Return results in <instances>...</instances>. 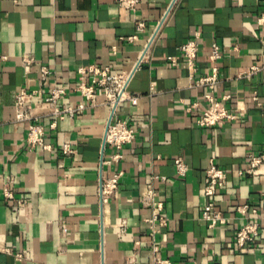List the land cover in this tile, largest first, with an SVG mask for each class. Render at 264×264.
I'll list each match as a JSON object with an SVG mask.
<instances>
[{
    "label": "crops",
    "instance_id": "crops-1",
    "mask_svg": "<svg viewBox=\"0 0 264 264\" xmlns=\"http://www.w3.org/2000/svg\"><path fill=\"white\" fill-rule=\"evenodd\" d=\"M263 12L262 0H144L134 12L117 0H0V264H152L155 246L172 264H264V218L249 251L235 243L245 224L237 207L264 213V165L240 175L251 154L264 153ZM193 39L200 47L194 74L179 51ZM213 43L222 53L214 95L230 96L224 103L234 117L201 128L203 108H187L208 91L195 81L211 73ZM146 48L128 88L138 105L123 102L113 118L127 120L137 139L123 147L119 163L102 165L115 153L104 145L111 117L105 97L54 129L44 99L63 88L60 106H77L85 101L80 67L129 72ZM44 68L51 74L42 83ZM22 89L37 92L32 104L50 150L30 148L28 124L15 120ZM67 145L73 154H64ZM178 158L189 168L185 177L177 174ZM211 164L228 171L215 199L227 223L213 229L202 219ZM116 172L118 189L103 205L101 183ZM7 175L25 202L20 217L4 196ZM156 215L167 225L147 222Z\"/></svg>",
    "mask_w": 264,
    "mask_h": 264
},
{
    "label": "built area",
    "instance_id": "built-area-1",
    "mask_svg": "<svg viewBox=\"0 0 264 264\" xmlns=\"http://www.w3.org/2000/svg\"><path fill=\"white\" fill-rule=\"evenodd\" d=\"M119 5L126 8L128 11L134 12L136 8L143 3L144 0H117ZM264 2V0H262ZM172 8V7H171ZM258 24H264V12L258 19ZM145 29L144 23L137 25L138 31ZM199 44L197 39L190 40L183 44L180 48V54L183 57L188 70L194 74L197 71V58L199 53ZM146 51L140 57L137 65L133 70L123 73L112 72L109 66L106 67H80V82L78 84V91L84 98V102L77 106H70L62 108L59 104L60 100L66 95V91L63 88H53L51 92L46 96L44 102L50 109L49 115L52 118L51 128L57 127L60 121H64L67 118H75L79 113L84 111L88 106H95L99 95L105 97V103L111 110V117L108 123L107 131L105 133V148L109 147L115 151L111 156V159H102V165H112L119 163L123 159L122 149L124 146L132 144L137 139L136 129L127 120H113L119 106L129 101L131 105L137 106L139 102V95H130L128 92L129 84L132 79L134 71L143 62L146 55ZM211 59L214 62L211 73L205 77H202L195 81V86L200 88H206L208 91L204 94L198 102L187 108L188 112H192L199 106L202 107V112L199 119L196 121L197 125L201 128H212L216 125L233 119L234 111L228 109L225 105V101L230 99V96H225L223 99H219L214 95V90L219 84V68L217 66L218 61L222 58L221 47L217 43H213L210 48ZM33 61L30 56L24 57V67L28 71ZM171 64L173 66L178 65L177 58H171ZM258 68L251 69L257 71ZM51 72L44 68L40 73L41 82L44 83ZM37 96V92H29L26 89H22L15 97V120L20 123L28 124V133L26 142L32 149L50 150L51 146L46 142L45 128L41 124V116L38 115L32 104L33 99ZM256 101L258 98L256 96ZM261 107L262 119L264 122V105L258 103ZM65 155H71L74 151L69 145L65 146L63 150ZM176 171L179 177H185L189 171L188 166L181 158L175 160ZM264 165V153L255 155L251 154L245 170L240 172V175L244 173L248 175L254 174V172ZM228 171L219 168L215 164H211L206 171V177L204 180L203 194L207 199V204L202 209V219L208 224L210 229L219 225H225L227 219L217 209L216 196L218 191L225 185L227 180ZM122 173L116 172L108 180L102 181L99 190V197L103 205L108 203L111 195L118 189L119 182ZM165 180V177L161 178ZM15 182L14 178L7 175L4 181V196L8 201H12L15 204L12 207V211L20 217L24 212V200L16 199L15 194L10 188ZM150 198V197H149ZM153 198V193L151 195ZM158 211L163 210V205L159 203L157 205ZM263 209H264V197H263ZM237 212L245 220V224L239 229L236 235V246L240 251H249L250 246L259 242L261 239L260 228L264 213H260V208L251 207L248 204L240 205L237 207ZM159 221L161 225H167V219L162 216H154L151 220L147 219V222ZM153 261L152 264H172L169 259H164L160 255L159 249L155 246L153 249Z\"/></svg>",
    "mask_w": 264,
    "mask_h": 264
}]
</instances>
